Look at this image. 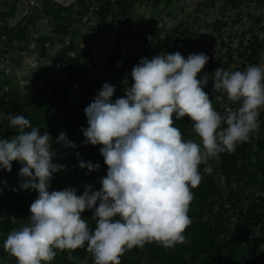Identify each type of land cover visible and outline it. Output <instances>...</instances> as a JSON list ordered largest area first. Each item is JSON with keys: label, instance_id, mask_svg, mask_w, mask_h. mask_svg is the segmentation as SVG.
Returning a JSON list of instances; mask_svg holds the SVG:
<instances>
[{"label": "trees", "instance_id": "trees-1", "mask_svg": "<svg viewBox=\"0 0 264 264\" xmlns=\"http://www.w3.org/2000/svg\"><path fill=\"white\" fill-rule=\"evenodd\" d=\"M36 1L40 7H33L18 27L0 23V136L7 139L14 134L6 117L20 114L39 127L41 135L49 133L54 142L61 133L74 142L75 149L53 143L57 154L53 163L66 167L53 175L50 192L74 188L77 195H82L86 184L94 190L101 188L99 181L106 176L107 166L100 155L102 145L84 143L81 129L88 127L84 109L105 82L116 89L113 102L124 96L133 83L131 71L142 58L179 52L186 59L192 53H205L209 60L198 79L220 66L234 71L263 64L264 24L257 29H240L239 25L243 21L241 9L254 2L264 7V0H194L190 13L174 26L170 21L158 26L155 19L145 24L135 20L137 5L152 0H115V8L111 0H77L68 8L48 0ZM176 1L184 0H153V8ZM20 2L0 0V19L15 21L19 13L22 16L26 9L19 12ZM76 5L79 9L73 10ZM217 7L223 15L215 19L207 39L200 32L201 25L210 27L204 17L209 9ZM228 9L238 11L237 16L228 15ZM247 15L252 17L249 12ZM190 17L192 22L188 21ZM95 20L100 32L95 31ZM257 20L262 21L261 17ZM83 30H88L87 37ZM99 41L109 46L101 57L96 55ZM218 43L219 48L214 50ZM48 45L57 49L54 69L45 68L33 81L24 78L12 84L6 79L7 68L19 67L33 50H39V58L45 57ZM204 91L218 111H222V104L229 103L223 93L213 91L211 79ZM173 119L185 139H198L188 117ZM259 120L260 128L248 142L212 162L211 175L203 173L201 165L203 179L192 190L194 199L188 213L192 223L184 233L187 242L174 248L155 242L133 247L120 257L121 264H264V109ZM80 160L99 163L100 168L91 172L81 169ZM21 167L13 162L11 172L0 169V264H16L15 258L4 251L3 241L11 230L29 223V208L38 196L35 190L20 189ZM82 215L94 227L91 213L86 210ZM48 264H93V258L85 246L57 251Z\"/></svg>", "mask_w": 264, "mask_h": 264}, {"label": "clouds", "instance_id": "clouds-1", "mask_svg": "<svg viewBox=\"0 0 264 264\" xmlns=\"http://www.w3.org/2000/svg\"><path fill=\"white\" fill-rule=\"evenodd\" d=\"M208 60L205 53L185 59L179 52L142 58L131 71L133 83L114 102L115 87L102 85L84 109L88 127L81 131L85 144L102 145L107 174L99 190L86 184L82 195L74 188L49 191L53 175L66 167L53 163V143L75 149L74 142L65 133L55 142L49 133L41 135L24 115L6 117L14 134L0 136V169L11 172L13 162H19L20 189L38 192L29 223L3 241L16 264H48L57 251L85 246L93 264H121L120 257L133 247L155 242L174 248L187 242L201 165L211 175L213 161L234 153L259 130L264 109V65L234 71L220 66L198 79ZM209 79L213 91L229 102L220 106L222 111L204 91ZM173 117H188L198 139H185ZM79 167L91 172L100 164L80 160ZM86 210L94 227L82 215Z\"/></svg>", "mask_w": 264, "mask_h": 264}, {"label": "rangeland", "instance_id": "rangeland-1", "mask_svg": "<svg viewBox=\"0 0 264 264\" xmlns=\"http://www.w3.org/2000/svg\"><path fill=\"white\" fill-rule=\"evenodd\" d=\"M36 1V0H34ZM64 4H68L74 0H59ZM194 3V0H184V1H176L173 3H161L157 8H153V0L152 2H149L148 4L139 3L137 7L135 8V20L137 22H141L142 24H145L149 22L151 19H155L158 22V26L166 21H170V25L174 26L180 19L184 18L186 14L190 13V11L193 9L192 4ZM26 4L24 2H20L18 5V10L21 12L22 10L26 9ZM79 9V6H75L73 10ZM220 7L212 8L208 10L207 17L205 16L202 18V21H208L206 22L210 27L207 29L205 26L201 25L200 32L205 35L208 39V32L210 31V28L215 21L217 17L222 13H220ZM242 18L243 21L239 25L240 29H250V28H260L264 24V7L258 5L257 2H254L250 4L249 6H244L242 9ZM72 12V10L67 11ZM228 15L231 17H236L238 11H235L233 9H228ZM250 13L252 17H249L247 13ZM169 13H172V17L168 16ZM201 16L204 14L203 12H200ZM21 17L20 13L17 18V20ZM257 17H261V22L258 23ZM193 17L188 18V21L192 22ZM16 21V20H15ZM12 21V22H15ZM95 24V31L100 32L101 29L96 26L97 21L95 20L93 22V25ZM205 24V23H204ZM91 25H88V28H90ZM170 26V27H172ZM168 27V28H170ZM164 29H162L163 31ZM88 30H83V35L87 37ZM48 33V30L46 31ZM108 34L105 33L104 37H107ZM263 35V34H262ZM85 38L82 37V41H84ZM219 43L215 47L214 50L219 48ZM32 48H34L32 46ZM109 48L107 44H103L99 41L96 55L97 57L102 56V51H106ZM56 55H57V49L55 47L47 46L46 56L43 58H39V50H33L31 53H28L24 57V59L21 61L20 66L13 69L12 67H9L6 69V76L7 80L11 82L12 84H18L20 82V79L27 78L29 80H37L39 78V73L44 72V69L47 67H50L54 69L55 63H56ZM264 65V59L263 64ZM119 95V94H118ZM119 97V96H118Z\"/></svg>", "mask_w": 264, "mask_h": 264}, {"label": "water", "instance_id": "water-1", "mask_svg": "<svg viewBox=\"0 0 264 264\" xmlns=\"http://www.w3.org/2000/svg\"><path fill=\"white\" fill-rule=\"evenodd\" d=\"M12 1H15V0H12ZM21 1H23L26 4V6H27L26 7V11L24 12V14L18 20H16L15 22L8 21V20H1L0 19V23L1 24H4V25L8 26L9 28L13 29V28H16L19 25H21L26 20V18L31 13L32 5H31L30 0H21ZM48 1L53 2V3L59 5V6L63 7V8H68L70 6H73L77 2V0H74V1H72L70 3H68V4H64V3H62L59 0H48Z\"/></svg>", "mask_w": 264, "mask_h": 264}, {"label": "built area", "instance_id": "built-area-1", "mask_svg": "<svg viewBox=\"0 0 264 264\" xmlns=\"http://www.w3.org/2000/svg\"><path fill=\"white\" fill-rule=\"evenodd\" d=\"M112 1V3L114 4V8H115V0H111ZM31 2V5H32V8L33 7H37V8H39L40 7V5H39V3L37 2V1H30ZM92 5H94V3L92 4ZM95 7L94 6H92V9H94Z\"/></svg>", "mask_w": 264, "mask_h": 264}]
</instances>
